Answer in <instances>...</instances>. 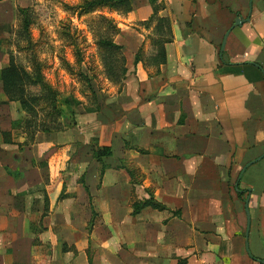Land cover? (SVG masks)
I'll use <instances>...</instances> for the list:
<instances>
[{
    "label": "crops",
    "instance_id": "1",
    "mask_svg": "<svg viewBox=\"0 0 264 264\" xmlns=\"http://www.w3.org/2000/svg\"><path fill=\"white\" fill-rule=\"evenodd\" d=\"M125 9L126 79L105 115L33 157L19 122L0 129V264H264V158L243 172L264 156V0ZM151 199L166 209L135 215Z\"/></svg>",
    "mask_w": 264,
    "mask_h": 264
},
{
    "label": "rangeland",
    "instance_id": "2",
    "mask_svg": "<svg viewBox=\"0 0 264 264\" xmlns=\"http://www.w3.org/2000/svg\"><path fill=\"white\" fill-rule=\"evenodd\" d=\"M85 1L91 0L0 2V72L12 56L33 77L41 73L45 84L57 92L56 103L62 114L58 116L45 100L41 87L33 85H26L25 92L36 116L25 112L19 102L11 100L0 78V129L13 130L12 123L19 122V137L28 134L24 145L27 157H33L34 146L48 134L64 133L72 128V122L81 123L93 113L105 115L104 110L126 79L124 52L108 45L125 26L121 19L127 15L126 9L79 15L77 7ZM142 25L149 27L150 22ZM47 127L54 130L44 132ZM65 150L59 147V155H64ZM68 164L64 158L62 170Z\"/></svg>",
    "mask_w": 264,
    "mask_h": 264
},
{
    "label": "trees",
    "instance_id": "3",
    "mask_svg": "<svg viewBox=\"0 0 264 264\" xmlns=\"http://www.w3.org/2000/svg\"><path fill=\"white\" fill-rule=\"evenodd\" d=\"M3 0H0L2 2ZM130 0H91L85 1L83 5L78 6L77 9L80 10L79 15H88L93 14L95 12L101 11L102 9L107 10H118L120 8H127ZM68 8V6L65 5ZM21 13H25V9H19ZM106 44V43H105ZM108 44V43H107ZM109 47L113 48L117 51H122V48L115 44V42H111L108 44ZM126 73V70H124ZM37 72V71H36ZM0 78L3 82L5 91L10 95L12 101H17L20 103L22 110L25 112L31 113L36 116V112L30 101L26 98L25 86L26 85H33L36 87H41L43 90L42 93L44 94L45 100L50 103L52 106V110L56 112L58 116L62 114L58 110L56 99H57V92L53 90L51 87L45 84V80L41 73H36L35 77H33L29 72L25 69L17 65L14 61V58L11 56L9 57V64L7 67L3 68L0 72ZM58 112V113H57ZM74 122L70 124V127H74ZM69 129V127L67 128ZM54 130V128H44V132H50ZM93 157L94 159L101 162V160L105 157H112V149L107 147H100L96 142L93 143ZM105 169V168H104ZM127 173H130L127 170ZM240 197H243L245 192H240ZM146 207H152L158 210L166 209L165 206L155 202V200L151 199L145 201L140 204H135V215L138 214L142 209Z\"/></svg>",
    "mask_w": 264,
    "mask_h": 264
},
{
    "label": "water",
    "instance_id": "4",
    "mask_svg": "<svg viewBox=\"0 0 264 264\" xmlns=\"http://www.w3.org/2000/svg\"><path fill=\"white\" fill-rule=\"evenodd\" d=\"M249 21V20H248ZM245 21L241 20V19H237V22L235 24V27H238V26H242L243 23ZM227 37V36H226ZM224 45H225V41H224ZM224 47V46H223ZM264 158V156H262L261 158H259L258 160H256L255 162L249 164L247 167L244 168L243 172L249 167L251 166L252 164L256 163V162H259L261 161L262 159ZM249 202H250V199H247L246 201V211H247V215H248V230H247V237H246V240H247V248H248V235H249V231H250V224H251V219H250V213H249ZM249 250V249H248Z\"/></svg>",
    "mask_w": 264,
    "mask_h": 264
}]
</instances>
